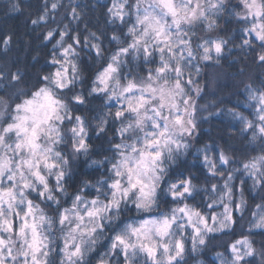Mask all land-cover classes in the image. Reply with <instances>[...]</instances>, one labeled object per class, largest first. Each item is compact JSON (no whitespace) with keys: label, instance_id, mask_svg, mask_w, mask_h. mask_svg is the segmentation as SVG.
I'll return each instance as SVG.
<instances>
[{"label":"snow or ice","instance_id":"obj_1","mask_svg":"<svg viewBox=\"0 0 264 264\" xmlns=\"http://www.w3.org/2000/svg\"><path fill=\"white\" fill-rule=\"evenodd\" d=\"M240 2L244 11L235 13L236 18L245 23L240 47L249 50L258 48L256 60L264 67V0ZM12 8L19 10L16 4ZM57 8L58 4L53 2V20ZM133 8L135 24L127 29L130 42L126 41L113 51L102 70L98 71L91 88L92 93H106L109 100L120 102L114 118L126 121L118 129L121 142L113 145L120 159L112 164L115 178L108 184L110 199L107 203L99 198L84 202L83 197L77 194L72 207L65 208L59 215L58 223L70 226L66 232L61 229L64 243L60 264H85L86 254L95 250L94 246L105 231V221L110 223L118 218L121 202L127 200L130 194L135 193L133 202L137 209L151 210L166 171L164 161H174L176 155L188 149L185 138H191L198 128L197 114L201 110L216 115L226 111L234 120L240 121L241 132L250 129L253 140L257 135L264 138V90L249 89L248 98L253 102L251 106L255 121L231 108L216 111L219 109L218 103L201 104L205 90L198 82L202 72L200 64L212 61L219 64V57L228 42L204 39L194 47V26L197 22L209 20L207 26L212 28L215 21L210 20V14L214 16L224 11L225 0H207V7L200 0H135L132 5L128 0H111V6L107 8L109 23L119 21L124 24ZM71 14L74 20L79 19L75 7L71 9ZM49 17L46 4L43 13L31 23L46 24ZM68 27L64 24L63 30L50 28L44 34L43 39L54 41L53 49H59V55L54 51L50 60L52 65L58 67L54 72L40 77L31 98H22L26 92L21 88L24 76L19 70H0V90L5 93L0 96V148L5 150V155H0V264H50L47 259L50 255L49 237L43 234V226L47 224L51 230L53 220L28 198L25 190L37 191L38 184L41 186L38 191L41 198L59 204L46 175L41 172L42 165L48 175H55V191L64 193L61 185L65 176L63 166L69 161L54 145L65 140L58 124H63L65 119L73 120L60 96L74 83L78 65L72 57L78 54L76 49L81 45L79 35H69ZM91 35L95 37L96 34ZM10 39L8 37L3 41L5 47ZM112 39L120 44L118 36L113 35ZM83 43L88 46V39L85 38ZM90 47L97 57L102 56L98 44L92 43ZM128 57L132 60L143 58L145 63L155 64V67H149L144 76L124 77L122 82L121 65L129 62ZM13 89L16 90L15 100L7 95ZM72 99L78 104L84 103L79 94ZM6 113L11 117L10 121L3 120ZM74 121L69 128L71 148L74 153L86 154L89 145L86 143L85 122L80 116H75ZM105 123V120H101L98 132L105 130ZM12 134L16 139L9 143ZM129 135L131 143L127 142ZM42 136L46 139L44 145L38 142ZM25 151L27 155L21 156L18 162L6 155L7 152L20 155ZM203 159L214 177H224L225 173L219 165H228L231 161L224 151L219 153L217 159H210L205 152ZM53 169L60 170L53 172ZM243 169L253 179L254 185H264V156L244 162ZM5 178L11 182L10 186H4ZM231 180L232 176L227 175L220 189L217 183L211 184V193L215 195L211 196L207 207L211 209L222 205L223 211L219 214L213 212L205 215L184 203L158 220H144L139 226L128 224L117 231L111 238L106 256H122V264H140L141 257L143 264H179L188 241L191 251L195 253L210 243L212 234L234 231L243 219L244 201L238 204L233 202ZM194 190L192 180L186 178L171 183L168 193L173 200L183 201ZM100 191L97 188V192ZM82 203L83 212L79 207ZM18 205L24 208L17 210ZM113 209L117 210V215L109 216ZM235 211L241 213L239 220L234 217ZM13 214L21 221L15 229L11 218ZM251 217L247 233H241L240 238L228 245L227 255L216 254L219 264H256L257 256L260 257V264H264V250L258 253L250 238L255 234L254 230L264 234V203L256 205ZM188 229L191 231L188 232ZM99 264H110V261L101 258Z\"/></svg>","mask_w":264,"mask_h":264},{"label":"trees","instance_id":"obj_2","mask_svg":"<svg viewBox=\"0 0 264 264\" xmlns=\"http://www.w3.org/2000/svg\"><path fill=\"white\" fill-rule=\"evenodd\" d=\"M53 2L58 4L54 20L51 18ZM13 4L19 6L18 11L13 10ZM46 4L50 11L47 23L33 25L31 21L43 13ZM201 4L207 7V0H202ZM109 6L111 0H0V70L11 72L19 70L23 74L21 88L26 92V96L22 98H31V93L36 90L34 85L40 81V77L54 72L57 67L50 63L52 54L54 51L57 54V49H53L54 41L43 39L46 31L50 28L63 30V25L67 24L69 35L78 34L81 40V45L76 49L78 54L73 57L78 65L76 78L70 88L63 90L60 96L67 104L73 120L65 119L63 124H58L65 140L54 145V148L69 161L63 166L65 176L61 185L64 193L55 191V175H48L45 169H41V172L46 175L59 204L41 198L38 195L41 186L38 184L37 191L25 190L28 198L40 206L46 217L53 220L51 227L53 241L48 257L50 264H59L63 247L62 238L58 233L66 225L61 226L58 223L59 215L65 208L72 207L73 198L77 194L83 197L84 202L99 198L107 203L110 199L108 184L115 178L112 164L120 159L113 145L121 141L118 129L122 126V122L126 123V121L114 118L117 108L107 95L91 92L97 73L102 70L105 61L117 47L128 42L130 37L127 35V29L134 22L133 17L129 15L125 18L124 24L119 21L109 23L107 13ZM73 7L76 8L79 19L72 18ZM242 11L244 9L240 0H225L224 11L214 16L210 14V20L215 21L212 28L207 26L209 20L195 24L196 35L193 37V46L203 42L204 39L216 38L228 42L219 57V64L215 61L200 64L202 72L198 82L205 90L201 104L218 103L219 109L216 111L231 108L255 121V112L251 106L253 102L248 98L249 89L264 90V67H261L256 60L258 48L249 50L240 47L245 23L238 20L235 13ZM92 33L96 34L95 37L91 35ZM113 35L119 37V45L112 39ZM8 37L11 39L5 47L3 41ZM85 38L88 39V46H84ZM92 43L101 47V57H97L95 50L90 47ZM127 59L129 62L121 65L120 77L123 81L124 77L131 79L133 76H144L149 67H155V64L145 63L143 58L132 60L128 57ZM77 94L83 97V104H78L72 99ZM3 95L5 93L0 90V96ZM7 95L14 100L17 98L14 89L9 90ZM199 113L204 115H200L197 120L198 128L191 138L186 137L188 149L176 155L174 161L167 159L164 161L166 171L157 188L155 206L147 212L139 210L133 202L134 195L130 194L127 200L121 202L118 218L110 223L105 222V231L94 246L95 250L86 254L85 264H99L101 258L109 259L110 264H122V256H106V250L113 235L129 222L140 221L149 216L163 217L171 214L173 208L183 206L184 203L202 211L205 215L216 213L223 206L218 205L211 209L207 207L211 196L215 195L211 193V184L217 183L220 189L227 175L232 176L230 183L234 190L233 202L238 204L241 200L244 201L243 219L235 226L234 231L225 230L212 234L213 239L210 243L195 253L191 251V243L188 241L183 260H180L179 264H219L216 254L227 255L228 245L240 238L241 233H247L248 221L252 218L251 213L256 211V205L264 203V185H254L253 179L243 169V163L264 156V138L257 135L253 140V132L250 129L241 132L240 121L234 120L226 111L220 115L209 114V111L204 110ZM75 116H80L86 125V143L89 145L86 154L74 153L71 148L69 128L72 127ZM3 120L10 121L11 117L6 113ZM101 120L106 121L105 130L98 132ZM10 141L12 139L9 143ZM221 151L229 155L231 161L228 165H219L225 173L224 177L219 175L214 177L205 165L203 157L206 152L210 159H217ZM4 152L5 150L0 148V155ZM6 155L11 154L6 153ZM11 157L14 160L18 158L17 155ZM59 170L53 169V172ZM186 178H190L195 185L193 194L186 196L183 201L173 200L168 193L170 184ZM97 188L101 191L97 192ZM116 215L117 210L114 209L110 216ZM234 217L239 220L241 213L235 211ZM15 228H17L16 223ZM187 231L190 232L191 229ZM254 232L255 234L250 238L259 253L264 250V234H261L260 230ZM140 264H143V257ZM256 264H260L259 256L256 258Z\"/></svg>","mask_w":264,"mask_h":264},{"label":"rangeland","instance_id":"obj_3","mask_svg":"<svg viewBox=\"0 0 264 264\" xmlns=\"http://www.w3.org/2000/svg\"><path fill=\"white\" fill-rule=\"evenodd\" d=\"M202 0H200V2H201ZM128 3L130 4V5H132V4H134L135 3V0H128ZM146 6V5H145ZM194 6V5H193ZM130 15L133 17V20H134V22L133 23H131L130 24V27L133 25V24H135V9L133 8V9H131L130 10ZM171 18L169 17V20H170ZM186 26V25H185ZM184 26V27H185ZM130 37V36H129ZM216 38H214L213 40H215ZM130 40H131V37L128 39V42H130ZM57 55H59V49H57ZM72 59H73V57H72ZM58 67V66H57ZM121 81L122 82H124L122 79H121ZM105 95H107L106 93H104ZM110 102L111 103H114L116 106V108H118V107H120V102H118L116 99H112V100H110ZM201 111H203V110H201ZM203 116L204 115V113H199L198 112V114H197V120L199 119V116ZM74 123H75V121L73 122V124H72V126L74 125ZM86 126V125H85ZM11 139H12V141H10V143H13L14 141H15V136H14V134H12V136H11ZM186 139V141L188 140L187 138H185ZM41 145H44V144H46L45 142H46V139L42 136L41 137V139L38 141ZM121 142V141H120ZM119 142V143H120ZM127 142H129V143H131V136L129 135L128 137H127ZM7 153H9V154H11L9 157H11L12 155H16L15 153H13V152H7ZM21 155H17V159L15 160V161H19L20 160V158H21V156H26L27 155V152L25 151V152H22V153H20ZM3 155H5V152L3 153ZM209 158H210V156H209ZM41 169H44L43 168V166L41 165ZM26 171V170H25ZM10 184H11V182H9V181H7L6 180V178H5V181H4V186H10ZM126 186V185H125ZM110 193H111V190H110ZM132 195H134V197H135V193H132ZM90 202V201H89ZM106 203V202H105ZM155 206V204L152 206V208ZM6 207V206H5ZM80 210H81V212H83L84 211V205H83V203L82 204H80ZM89 207H91V205H90V203H89ZM24 208V206L23 205H18L17 206V210H22ZM114 210V209H113ZM112 210V211H113ZM111 211V212H112ZM223 211V208H221V209H219V210H217L216 211V213L217 214H219L220 212H222ZM111 212H109L108 213V215L110 216V213ZM39 214V213H38ZM12 220H13V222H14V224L16 223L17 224V228H18V226H19V224H20V222L21 221H19L16 217H15V214H13L12 215ZM160 218H162V217H159V216H149V217H147V218H145V219H142V220H140V221H133V222H129V223H127V224H125L124 226H123V228L126 226V225H128V224H131V225H133V226H139L144 220H153V219H156V220H158V219H160ZM105 222H108V221H105ZM183 222V221H182ZM66 225V227L63 229L64 230V232H66L67 230H68V228L70 227L67 223L65 224ZM72 226H74V223H73V225ZM123 228H121L120 230H122ZM119 230V231H120ZM61 230H59V233L58 234H60V236H61V238H62V244L64 243V240H63V233H62V231L60 232ZM43 234L44 235H47L48 237H49V251H51V242L53 241V239H52V233H51V230H49V226L47 225V224H45L44 226H43ZM116 234V233H115ZM114 234V235H115ZM4 235H6V234H4ZM113 235V236H114ZM102 237V236H101ZM101 237H100V239H101ZM13 238H15V235H13ZM100 239L98 240V241H100ZM111 244V243H110ZM110 246V245H109ZM109 246H108V248H107V250H106V253H108V250H109ZM63 258V253L61 252L60 253V261H59V264H60V262H61V259ZM48 259V258H47ZM140 261H141V258H140Z\"/></svg>","mask_w":264,"mask_h":264}]
</instances>
